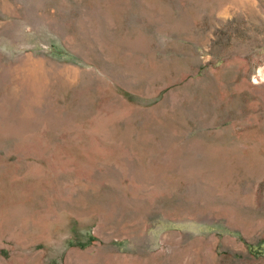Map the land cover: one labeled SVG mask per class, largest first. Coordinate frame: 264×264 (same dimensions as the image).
I'll list each match as a JSON object with an SVG mask.
<instances>
[{"label": "rangeland", "instance_id": "rangeland-1", "mask_svg": "<svg viewBox=\"0 0 264 264\" xmlns=\"http://www.w3.org/2000/svg\"><path fill=\"white\" fill-rule=\"evenodd\" d=\"M0 264H264V0H0Z\"/></svg>", "mask_w": 264, "mask_h": 264}, {"label": "bare ground", "instance_id": "bare-ground-1", "mask_svg": "<svg viewBox=\"0 0 264 264\" xmlns=\"http://www.w3.org/2000/svg\"><path fill=\"white\" fill-rule=\"evenodd\" d=\"M43 227V226H42Z\"/></svg>", "mask_w": 264, "mask_h": 264}]
</instances>
